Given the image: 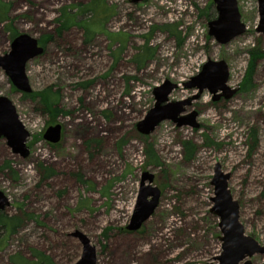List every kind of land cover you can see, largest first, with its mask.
<instances>
[{
	"label": "rangeland",
	"instance_id": "obj_1",
	"mask_svg": "<svg viewBox=\"0 0 264 264\" xmlns=\"http://www.w3.org/2000/svg\"><path fill=\"white\" fill-rule=\"evenodd\" d=\"M0 2L8 6L0 54L10 50L11 29L44 48L26 64L30 93L18 91L0 68V95L29 132L24 158L0 138V191L10 202L2 211L30 215L14 232L0 231V264L29 259L35 250L73 264L82 252L76 230L95 248V264H219L222 233L210 212L217 163L230 174L245 234L264 245V32L256 31L257 0H237L246 29L225 44L208 35L217 17L212 0H99L91 4L94 14L84 9L91 0ZM64 10L76 16L58 30ZM144 47L151 52L142 58ZM252 50L261 55L253 59ZM208 59L226 63L227 85L237 89L230 98L213 101L204 90L194 99L197 90L183 86ZM165 80L178 85L169 100L191 99L180 116L196 111L199 127L163 120L141 134L135 125ZM50 92L58 96L57 116L45 110ZM55 123L62 138L50 144L43 133ZM185 141L195 147L191 155ZM149 144L158 164L147 163ZM43 168L53 174L44 179ZM144 171L160 189L159 202L138 230H127ZM247 259L264 264L263 254Z\"/></svg>",
	"mask_w": 264,
	"mask_h": 264
},
{
	"label": "water",
	"instance_id": "obj_2",
	"mask_svg": "<svg viewBox=\"0 0 264 264\" xmlns=\"http://www.w3.org/2000/svg\"><path fill=\"white\" fill-rule=\"evenodd\" d=\"M144 0H130L138 3ZM217 11V17L208 22V35L217 42L225 44L233 38L245 32V25L241 22L238 11L237 0H212ZM258 3V25L256 31L264 32V0H257ZM43 46L38 40L26 33L16 35L11 44L10 50L0 54V68L9 76L12 85L23 93H30L31 88L26 76V64L32 58L41 55ZM228 68L223 60L208 59L201 67V70L183 83L187 89H196L194 99L199 98L204 90L212 95V100L230 98L236 88L227 85ZM178 85L170 80H165L160 86L153 89L154 105L150 108L144 118L136 123L139 133L147 135L152 132L163 120H171L178 127L188 125L198 128L196 121L197 112L193 111L187 116H180L184 111V105L190 103L191 99L185 101L169 100L170 93ZM29 132L20 121L16 108L12 101L0 95V138H4L6 145L14 154L27 157L29 148L27 138ZM62 126L59 123L49 125L44 133L43 139L50 144H56L61 140ZM229 173L221 170L220 164H216L211 184L214 186V196L211 198L213 206L210 212L218 217V227L222 236V253L218 257L219 264H252L250 258L255 254L264 255V245H260L252 236L245 234L244 226L239 221V205L228 188ZM147 180L148 184L145 183ZM153 175L144 171L139 183L136 202L130 217L127 230L136 231L149 218L156 208L160 189L152 186ZM8 197L0 191V210L9 206ZM72 236L77 238L82 246L80 258L73 264H95V248L90 244L89 238L82 232L76 230Z\"/></svg>",
	"mask_w": 264,
	"mask_h": 264
},
{
	"label": "trees",
	"instance_id": "obj_3",
	"mask_svg": "<svg viewBox=\"0 0 264 264\" xmlns=\"http://www.w3.org/2000/svg\"><path fill=\"white\" fill-rule=\"evenodd\" d=\"M99 0H91V2L85 6L84 9L91 11L92 14H94L95 9L91 7V4H96ZM7 12H8V6L5 3H1L0 2V21L2 22L7 16ZM76 16V14H71L67 11L64 10L63 16L61 18V20H63V23L60 24L62 26V28L60 27L58 30H62L63 28L71 25L73 23V19ZM84 28L86 30V34L88 35L89 30H88V26L87 23L84 24ZM12 31V35L11 36H15L14 31L11 29ZM13 38V37H12ZM44 42V41H43ZM144 52L141 54L142 58L147 57L148 54L151 52V50L147 49L146 47H144ZM252 58L256 59L257 57H259L261 54L257 51V50H252L251 52ZM141 60V59H140ZM251 81V68L249 70V72L246 74L245 78H244V85L247 87L248 83ZM45 96V94L43 93L41 95V97L43 98ZM57 100H58V96L57 94H53V93H49V97L43 98V102L45 103V110L48 111L50 114H53V116H57L59 114V108H57L55 105H57ZM185 151L188 155H191L194 151V145L191 141H185L183 143ZM89 147H91V142H89L88 144ZM145 154H146V158H147V163L148 164H158V158L155 154V151L153 149L152 145H147L146 150H145ZM8 167V163H5L3 168ZM44 170V179L48 178L49 176H51V174H53V171L49 168H43ZM80 181L82 183H84V180L79 176ZM30 215H26V213H21V214H16V215H7L5 214L2 210L0 211V231H2L4 234H9L14 232L17 227L21 224V222L23 221V219L29 218ZM11 263L13 264H56L55 262H53L52 258L49 255L44 254V252L42 251H33L32 252V256L31 258L27 259V258H22V257H11L10 258Z\"/></svg>",
	"mask_w": 264,
	"mask_h": 264
},
{
	"label": "flooded vegetation",
	"instance_id": "obj_4",
	"mask_svg": "<svg viewBox=\"0 0 264 264\" xmlns=\"http://www.w3.org/2000/svg\"><path fill=\"white\" fill-rule=\"evenodd\" d=\"M18 34H19V33H18ZM18 34H16V35H18ZM16 35H15V36H16ZM15 36H14V37H15ZM14 37H13V38H14ZM13 38L11 39V42H12ZM38 44H39L40 46H42V45L40 44V42H38ZM34 58H35V57H34ZM32 59H33V58H32ZM61 138H62V137H61ZM59 142H60V141H59ZM56 144H57V143H56Z\"/></svg>",
	"mask_w": 264,
	"mask_h": 264
}]
</instances>
